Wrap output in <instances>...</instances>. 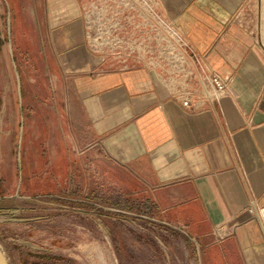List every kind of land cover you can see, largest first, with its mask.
I'll return each mask as SVG.
<instances>
[{
  "label": "crops",
  "instance_id": "1",
  "mask_svg": "<svg viewBox=\"0 0 264 264\" xmlns=\"http://www.w3.org/2000/svg\"><path fill=\"white\" fill-rule=\"evenodd\" d=\"M244 1L155 0L227 83V95L196 111L169 95L155 69L120 70L92 51L85 0L29 1L51 88L41 126L45 144L58 147L45 161L72 162L77 179L84 163L95 173L109 165L125 193L143 195L139 221L181 235L199 264H264V48L237 18Z\"/></svg>",
  "mask_w": 264,
  "mask_h": 264
},
{
  "label": "rangeland",
  "instance_id": "2",
  "mask_svg": "<svg viewBox=\"0 0 264 264\" xmlns=\"http://www.w3.org/2000/svg\"><path fill=\"white\" fill-rule=\"evenodd\" d=\"M29 1L0 0V250L7 263L199 264L181 235L139 221L143 195L125 193L119 177H108L109 165L95 173L84 163L77 179L72 162L45 161L58 147L45 144L41 126L51 88ZM237 18L264 48V0H245ZM151 62L160 80L173 76L164 61ZM59 165L71 176H59ZM26 204L27 213L14 210Z\"/></svg>",
  "mask_w": 264,
  "mask_h": 264
},
{
  "label": "built area",
  "instance_id": "3",
  "mask_svg": "<svg viewBox=\"0 0 264 264\" xmlns=\"http://www.w3.org/2000/svg\"><path fill=\"white\" fill-rule=\"evenodd\" d=\"M83 14L90 49L119 63L120 70L164 61L173 76L161 82L173 84L168 93L184 109L201 110L229 93L227 83L194 50L181 28L165 18L155 0H85ZM166 51L176 60L166 58ZM261 226L264 233L263 218Z\"/></svg>",
  "mask_w": 264,
  "mask_h": 264
},
{
  "label": "bare ground",
  "instance_id": "4",
  "mask_svg": "<svg viewBox=\"0 0 264 264\" xmlns=\"http://www.w3.org/2000/svg\"><path fill=\"white\" fill-rule=\"evenodd\" d=\"M168 85H169V86H167V85L165 84L167 90H168V91H171L172 88H173V84L170 82V84H168ZM260 215H261L262 218L264 219V209H261V210H260Z\"/></svg>",
  "mask_w": 264,
  "mask_h": 264
},
{
  "label": "water",
  "instance_id": "5",
  "mask_svg": "<svg viewBox=\"0 0 264 264\" xmlns=\"http://www.w3.org/2000/svg\"><path fill=\"white\" fill-rule=\"evenodd\" d=\"M0 264H8L1 250H0Z\"/></svg>",
  "mask_w": 264,
  "mask_h": 264
}]
</instances>
